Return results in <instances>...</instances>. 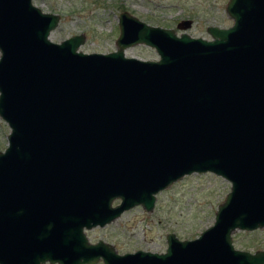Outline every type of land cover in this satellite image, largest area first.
<instances>
[{
    "label": "water",
    "instance_id": "1",
    "mask_svg": "<svg viewBox=\"0 0 264 264\" xmlns=\"http://www.w3.org/2000/svg\"><path fill=\"white\" fill-rule=\"evenodd\" d=\"M228 26L175 33L123 9L115 48L49 38L59 20L32 0H0V264H264L234 229L264 226V0H226ZM136 43L155 59L124 54ZM229 182L213 221L163 251L118 252L85 230L183 175ZM114 200L117 202L113 203Z\"/></svg>",
    "mask_w": 264,
    "mask_h": 264
},
{
    "label": "rangeland",
    "instance_id": "2",
    "mask_svg": "<svg viewBox=\"0 0 264 264\" xmlns=\"http://www.w3.org/2000/svg\"><path fill=\"white\" fill-rule=\"evenodd\" d=\"M41 10L59 15L57 25L50 30L53 41L82 33L84 40L78 49L106 52L115 48L118 33L117 13L123 9L147 23L172 28L175 33L209 38L207 25L228 26L226 0H32ZM124 54L142 59H155L153 47L136 43L125 47ZM9 130L0 118V150L6 145ZM229 182L212 172H192L183 175L155 193L153 206L145 210L135 205L122 211L103 226L85 230L89 241L102 239L118 252L144 249L163 251L165 234L178 238H193L210 225L214 211L226 192ZM115 202V201H114ZM232 243L236 248L253 251L264 248V226L252 230L234 229ZM50 264V263H45ZM92 264H103L99 259Z\"/></svg>",
    "mask_w": 264,
    "mask_h": 264
},
{
    "label": "flooded vegetation",
    "instance_id": "3",
    "mask_svg": "<svg viewBox=\"0 0 264 264\" xmlns=\"http://www.w3.org/2000/svg\"><path fill=\"white\" fill-rule=\"evenodd\" d=\"M114 201L117 202V200H114ZM114 201H113V203H115ZM109 222H110V221H109ZM107 223H108V222H107ZM105 224H106V223H105ZM103 225H104V224H103ZM103 225H102V226H103ZM96 226H99V225H96ZM93 227H95V226H93ZM91 228H92V227H91ZM89 229H90V228H89ZM86 230H87V229H86ZM98 239H99V238H98ZM98 239H97V240H98ZM103 241H104V240H103ZM91 242H95V241H91ZM105 242H106V241H105ZM45 263H49V262L45 261L43 264H45ZM50 264H56V263H50Z\"/></svg>",
    "mask_w": 264,
    "mask_h": 264
}]
</instances>
